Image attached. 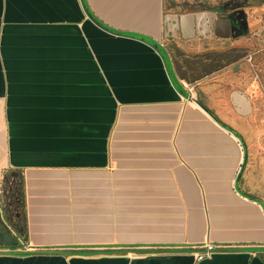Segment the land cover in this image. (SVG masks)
<instances>
[{
  "label": "crops",
  "instance_id": "crops-1",
  "mask_svg": "<svg viewBox=\"0 0 264 264\" xmlns=\"http://www.w3.org/2000/svg\"><path fill=\"white\" fill-rule=\"evenodd\" d=\"M229 2L0 0V264H264V4Z\"/></svg>",
  "mask_w": 264,
  "mask_h": 264
},
{
  "label": "rangeland",
  "instance_id": "rangeland-1",
  "mask_svg": "<svg viewBox=\"0 0 264 264\" xmlns=\"http://www.w3.org/2000/svg\"><path fill=\"white\" fill-rule=\"evenodd\" d=\"M229 4L230 5L227 8L231 11L246 7L249 12L253 13L256 6H263L264 0H230ZM14 177L15 175L13 174L5 177V194L8 200L4 202L3 205L6 206L8 211L13 213L14 217L18 218L17 215L21 213L19 211L20 202L18 199V196L21 194V189L17 186V180H15ZM10 186L12 189L6 190ZM10 236L9 229H6L3 226V223L0 222V244H4L5 246L16 245V243L10 239ZM7 237L8 239H6Z\"/></svg>",
  "mask_w": 264,
  "mask_h": 264
},
{
  "label": "built area",
  "instance_id": "built-area-1",
  "mask_svg": "<svg viewBox=\"0 0 264 264\" xmlns=\"http://www.w3.org/2000/svg\"><path fill=\"white\" fill-rule=\"evenodd\" d=\"M190 90H191V88H190ZM19 215V214H18ZM18 215H17V217H18ZM19 218V217H18ZM20 220V219H19ZM0 222H2L3 223V226L6 228V229H9V233H10V235H11V237L13 238V239H16L15 241L17 242H15L16 243V245H18V241L19 240H21V241H23L22 239H23V237H24V235L22 234H20L21 232H23V225H22V222H21V220L20 221H17V223L20 225V228L18 227V228H14L13 229V225H12V221H9L8 219H5L4 217H3V215H2V217L0 216ZM18 240V241H17ZM15 245V246H16ZM28 248H29V246H27ZM204 250H202L201 252H198V253H196V258L198 259V260H202V259H204V258H206V257H208V256H210L211 254H212V252L216 249V247H217V245L216 244H213V243H211V242H205L202 246H201ZM0 249H3L2 247L0 248Z\"/></svg>",
  "mask_w": 264,
  "mask_h": 264
},
{
  "label": "flooded vegetation",
  "instance_id": "flooded-vegetation-1",
  "mask_svg": "<svg viewBox=\"0 0 264 264\" xmlns=\"http://www.w3.org/2000/svg\"><path fill=\"white\" fill-rule=\"evenodd\" d=\"M243 3V2H242ZM244 4H245V2H244ZM6 176H8V175H6ZM5 184H4V188H3V201L2 202H0V216L2 217V215H3V217L5 218V219H8L9 221H12V227H13V229L14 228H20V225L17 223V221H20L21 219H20V214L18 215V217L19 218H16V217H14L13 216V213L12 212H10V211H8L7 209H6V206L5 205H3V203L4 202H6L7 200H8V198H6V194H5ZM9 189H12L11 188V186L10 187H8L6 190H9ZM20 198V196H18V199ZM20 219V220H19Z\"/></svg>",
  "mask_w": 264,
  "mask_h": 264
},
{
  "label": "trees",
  "instance_id": "trees-1",
  "mask_svg": "<svg viewBox=\"0 0 264 264\" xmlns=\"http://www.w3.org/2000/svg\"><path fill=\"white\" fill-rule=\"evenodd\" d=\"M14 179L15 180H17V186L18 187H20V189H21V194L19 195L20 196V198H19V211L20 212H23L24 211V209H25V192H24V181H23V176L22 175H16L15 177H14ZM3 201V194H2V196H1V198H0V202H2ZM21 222H22V225H23V232H21L20 234L22 235H24L26 232H27V230H26V226L23 224V221L21 220ZM1 245V244H0ZM2 246H0V248H1Z\"/></svg>",
  "mask_w": 264,
  "mask_h": 264
}]
</instances>
